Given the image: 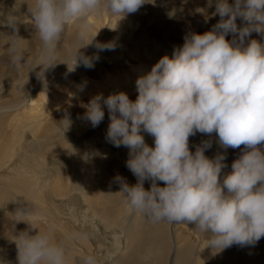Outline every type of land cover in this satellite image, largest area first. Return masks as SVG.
<instances>
[{"label": "clouds", "instance_id": "obj_1", "mask_svg": "<svg viewBox=\"0 0 264 264\" xmlns=\"http://www.w3.org/2000/svg\"><path fill=\"white\" fill-rule=\"evenodd\" d=\"M16 2L28 4L43 52L38 64L47 68L57 62L58 42L70 21L106 9L117 22L153 0ZM215 4L221 19L210 30L186 36L171 57L162 55L139 75L135 100L122 90L98 94L84 113L96 127L104 119L106 106L110 117L106 138L116 147L129 149L126 164L137 182L122 181L120 190L129 206L153 223L193 222L202 234L211 230L205 246L210 245L214 253L233 244L254 245L264 237V149L259 147L264 145V43L250 39L244 44L252 31L264 34V0H234L232 4L215 0ZM238 16L247 21L242 27L237 26ZM8 22L15 25L16 20ZM97 32L81 27L74 63H67L69 71L80 62L94 66L93 58L80 54L79 49L93 43ZM228 33L237 34L239 43L236 36L232 41L226 39ZM115 46L114 41H95L100 51ZM22 57L21 50L15 59ZM70 123V119L62 121L64 130ZM141 130L154 138V146L146 142ZM198 132L209 138L193 151L189 137ZM213 132L222 148L245 146L222 182L224 153L214 158L205 154L212 146ZM145 180L151 181L148 189ZM157 181H163V186ZM12 240L18 249L17 264H70L66 248L51 231L38 229L30 234L24 230ZM82 260L83 264H99L93 254H85Z\"/></svg>", "mask_w": 264, "mask_h": 264}, {"label": "bare ground", "instance_id": "obj_2", "mask_svg": "<svg viewBox=\"0 0 264 264\" xmlns=\"http://www.w3.org/2000/svg\"><path fill=\"white\" fill-rule=\"evenodd\" d=\"M29 1L31 0H28V3ZM166 1L168 2L169 0ZM20 5V9L22 10L28 7L26 2ZM150 5L151 4L149 3L145 7L143 6L138 12L148 13L149 8L151 7ZM99 14L101 15V13ZM241 19L242 18L240 17V20ZM113 21L114 27L117 30L125 28L123 22L119 23L121 20L116 22V19H114ZM124 23L126 26H131L134 22H131L130 24L129 22L124 21ZM240 24L243 25L242 23ZM85 27H87L91 33L95 29L91 25ZM180 28L181 27H175V36L179 38V41H184L185 38L179 36V32L182 31V28ZM19 32H21V30ZM101 33L102 29L98 30L93 42L98 39V35ZM182 35H184V33ZM262 35L263 36H261L260 39H257L264 43V34ZM22 36L23 37L14 33L10 38L4 37L0 41V56H2L0 58V63H5L4 61H9L11 58V62L9 63L10 69L0 70V84L3 85V89H0V160H4L5 158L6 160L8 159L7 161H4V165H0L2 168L0 171V206L6 207L7 209L17 206L15 199L11 201L9 198L12 194L14 195L15 189L27 193L28 196L19 198L18 202L21 205H26L29 200L32 199L37 203L35 215L32 217L36 223L29 220L27 221L31 222L42 231H51L56 240L54 229L49 226L47 227L50 221L53 222V224L59 229L63 238L68 241L70 247H79L82 249L81 252L77 250L75 252L72 251V254L67 250L71 258L70 264H83L82 258L85 254L95 255L99 264H210L208 260L193 263V256H195L196 247L195 239H199L195 238L194 234L189 231V229L179 226L173 227L172 232L175 251L174 256H169L170 248L173 244L170 239V228L166 225L165 221L153 223L136 210L135 214L130 213L132 215H127V211L132 208L129 204H125L127 202L126 197L120 191L122 188V181L129 185H134L137 182V177L126 164V161L129 158L128 148L122 152L121 158L114 159L113 157H109L110 154H118L116 147L108 141L106 143L102 142L101 144H98L96 140L97 135H95L89 127L84 126L82 123L84 115L82 116V112L77 110H74L73 114H70V112L68 114L66 113L64 117L59 116L62 113H59L58 115L54 113L53 116L56 117L59 126H43L36 122V120H40L53 109L56 111L58 106L62 103L61 100L64 101V97L62 99H57L56 91L53 90H50L47 93L36 91L28 98V100H23L18 97L19 94H24L29 86L35 85L30 81L33 78L28 74L27 70L28 64L31 63L30 61L32 57L35 56L34 42L31 44L25 40L26 38H24V35ZM8 43H14V49H8L6 47ZM73 48L74 46L72 49ZM21 50L23 51V57L20 61L15 59V57L20 54ZM67 50H64V48L56 49V66H60V60L68 57ZM144 52L146 53V51ZM165 52L167 53L168 51ZM126 59L127 58H125V60ZM148 61L149 60H147V62ZM15 62H17V66L15 65ZM142 62L136 65V67L132 66L134 67V71L145 73L150 70L149 66H147L150 63ZM70 65L71 64H69V66ZM64 69H68V66L63 69L62 66H60L55 72L57 74ZM117 71L119 72V70ZM39 77L41 80L40 83L46 81L50 83L56 82L53 73L42 74ZM124 80L126 81V79ZM10 82H12L13 85L19 83V85L17 88L13 85H5ZM72 84H75V82ZM21 87L23 88L22 90L18 89ZM7 88H10V90L8 93H5ZM74 90H76V88ZM50 93L52 97H50ZM58 93H60V91H58ZM12 96H15V98H12ZM48 98L51 99L49 103L46 102ZM10 106H12L11 110H16L18 113L16 114L15 121L12 120L11 125H5V122L9 118L7 115V108ZM26 110H29V112H26ZM77 116L78 118H76ZM65 119H70L71 121L70 127L66 130H64L62 124V121ZM20 127L29 129L28 132H30V135L34 140V144L30 149H17L9 144L11 138L15 139V134ZM58 127L62 129V132H60ZM92 127L93 126H91V129H93ZM106 132L107 128L104 131V134H106ZM202 134L203 133L198 132L193 137H195L196 141H199L202 138ZM147 143L154 146V138L151 135L149 137V142ZM107 145L111 146L109 147ZM25 155H30L35 162L26 165ZM80 155L83 156V158H81ZM49 162L54 164L55 175L53 177L48 175L46 180L52 186L58 199H66L65 208H68L67 212H64V210L59 207L58 203H50V194H47L46 192L49 191V188H46L45 180L40 176H38V180L41 184L39 185L37 183L35 185L34 183V186H36L39 191L35 192V195L29 192V189L32 186L31 179L33 176L31 167L38 169L39 171H46L45 165ZM14 174H16V176H10ZM117 177L121 179H117ZM157 183L161 186L164 184L163 181H157ZM150 185V180L144 181V187L146 189L150 188ZM72 195H79L81 203L83 204L80 209L75 212L73 211L74 208L72 207L71 202L68 201ZM38 208L41 209L40 212L38 211ZM54 212L58 213L60 217L59 219H53L55 216ZM8 220L9 216L3 215L0 211V264H17L18 249L17 245L12 240L13 235L24 230H28L30 234H35L38 229L36 230L32 228L28 222L29 226H23L26 225L25 222L23 225L5 224ZM42 221L45 224L44 226H42ZM79 224L82 225L81 228L79 227ZM101 229L111 234L110 237H107L112 240L111 243L106 240V236L102 235ZM262 243H264V237L254 245L242 246L233 244L222 251L225 253L233 252L237 255L236 257H211H217L219 259L218 264H227L229 262L234 264H263V256H258L260 249L264 251V247L261 248ZM7 246L8 249H6ZM14 249L16 251H14ZM206 251H212V247L207 248Z\"/></svg>", "mask_w": 264, "mask_h": 264}, {"label": "rangeland", "instance_id": "obj_3", "mask_svg": "<svg viewBox=\"0 0 264 264\" xmlns=\"http://www.w3.org/2000/svg\"><path fill=\"white\" fill-rule=\"evenodd\" d=\"M169 1L167 2L166 0H153V2L150 3L151 7L149 8L148 13H141L137 11L135 13L127 14L123 18L125 20L123 19L118 20V22L121 20L119 23L123 22V26H125L124 29L117 30L114 27L113 20L117 18L115 15L110 14L108 10L106 9H102L99 12L89 14L83 20L70 21L66 25L64 32L62 33L60 41L58 42V46H57V48H64V50L68 49L66 51L68 52V57L60 60L59 62V64H61L60 66H62V69L68 66L67 63L71 65L74 63V53L73 52H75L74 49H76L80 43L78 32L82 26H87V25L93 26L95 29L92 31V33L93 32L95 33L96 30L102 29V33L98 35V39L96 41H101V42L119 41V42H115L116 46L114 49H105L103 51H100L99 49L95 47V42L81 47L79 49V53L85 56L90 55L89 57L93 58L94 66L85 67L83 65V62L82 63L80 62L78 66L75 67L74 71H69V69H64L56 74L55 71L58 70L60 66H56V64H54L52 66H48L47 68H45L43 65L38 64L41 61L43 52H42V48L40 44L41 41L39 39L38 33L35 32V27H34V24L32 23V16L28 10V7L22 10L20 9L21 5L18 6V3L16 2V0H0V29H1L0 30L1 31L0 41L4 37L10 38L14 33H17L19 36L21 35V37H23L22 35H24V38H26L25 40H27L29 43L32 44L34 42L33 45L35 48V56L32 57L30 61L31 63L28 64L27 70H28V74H30L31 77L33 78L30 81L33 82L35 85L29 86L27 90H25L24 94L22 95L19 94L18 97L23 100H28V98L31 97L32 94L35 93L36 91L47 93L50 90L56 91L57 99H62L64 97V101L61 100L62 103L61 105L58 106L56 111L55 109H53L52 111H50L49 114L44 115L43 118H41L40 120H36V122H38L39 124L43 126H47V125L59 126V122L56 121V117L53 116V114L55 113L58 115L59 113L60 114L62 113L59 116L64 117L66 113L68 114L70 112V114H73L74 110L82 112L81 115L83 116L86 110L85 106L87 105V102L90 101L89 100L90 97L92 98L100 93H102L103 96H107L110 93H114V92H118L122 90L128 94L131 100H135L137 97L135 79H137V77L143 73L136 72L134 71L133 68L136 67V65H138L142 61H143L142 63H146L147 60H149L147 63H150L147 66L151 68L153 63H155L158 60V57L160 58L164 54L172 56L174 47L181 46L184 43V41H179L178 40L179 38L175 36L176 26L182 28V31L179 32L180 34L179 36L180 37L183 36V38H185L186 36L191 35L193 32L203 33L207 30L212 29L213 26L221 19L219 14L216 13L215 11V7H216L215 0H169ZM30 2L31 1H29V3ZM229 3L230 4L234 3V0H229ZM147 4L149 3H146L143 6L145 7ZM143 6H141V8ZM103 12L105 15L103 14ZM99 13H101V15ZM9 19L16 20L15 25L10 24L8 22ZM237 19H236V23L238 22L237 23L238 27H241L245 23H247V21L242 20L243 18L240 20L239 16L237 17ZM124 21L129 22L130 24L131 22L132 23L134 22V23L131 26H126ZM240 23H242L243 25H241ZM20 30L21 32H19ZM183 33L184 35H182ZM234 36H236V42L239 43L238 36L237 34H234V33H228L226 35V39L232 41ZM261 36H263L262 33L252 31L250 36L245 38L244 44L246 45L248 43L247 41H249L250 39H256L259 41ZM73 46L74 48L72 49ZM6 47L8 49H14L15 44L8 43ZM144 51H146V53ZM165 51H168V52L166 53ZM121 53L123 56L121 55ZM97 54L99 55L98 60L95 59V56ZM0 55H1V52H0ZM1 57L2 56H0V58ZM125 58L127 59L125 60ZM4 62L6 64L0 63L1 71L2 69L3 70L10 69L9 63L11 62V58L9 59V61H4ZM16 64L17 62H15V65ZM117 70H119V72ZM52 73H53L54 78L56 79V82L50 83L46 81L44 83H40L41 80L39 76H41L42 74H52ZM124 79H126V81ZM73 82H75V84H72ZM5 85L9 86L13 84L12 82H10L9 84H5ZM18 85L19 83H16L13 86L17 88ZM2 86L3 85L0 84V89H3ZM75 88L76 90H74ZM18 89L22 90L23 88L21 87ZM92 89L93 90L95 89V90L93 91ZM9 90L10 88H7L5 93H8ZM57 90L60 91V93H58ZM50 97H52L51 93H50ZM12 98H15V96H12ZM50 100L51 99L48 98L46 102L49 103ZM11 107L12 106L7 108V115L9 118L5 122V125H11L12 120L15 121L16 114L18 113L16 112V110H11ZM104 111H105L106 116H104L103 121L99 124V126L92 127L93 129H91L92 125L90 124L89 121H87L85 118L82 120V123L84 124V126L89 127V129L92 130L93 133H95V135H97L96 140L98 144H101L102 142L106 143L107 141L109 142V140L106 138V134H104V131L106 130V128H108V124H109L108 121L110 120L109 112L106 106H104ZM26 112H29V110H26ZM76 118H78V116ZM28 131L29 129L20 127L19 130L15 134L16 136L15 139L11 138V140H9V144L13 147H16L17 149H30L34 144V140L32 136L30 135V132ZM141 131L144 137L147 136L145 137L146 142H149L150 134L148 135V133L143 132V130ZM98 136H100L101 138ZM208 138H209V135L206 133L202 134V138L199 141H196L195 137L190 136L189 137L190 149L194 151L196 145L200 144L202 140L208 139ZM210 138L212 140V146L206 150L205 154L209 158H214L218 153H224L226 157L224 161L226 167L223 168L220 174V179L222 182L223 176L231 172L232 170L231 168L232 161L241 154L245 146L241 145L239 148L228 147L227 149H225L219 145L218 135L215 132L211 134ZM112 145L114 146L113 143ZM107 146L110 147L111 145H107ZM259 147L264 149V145H260ZM116 149L118 150V154H115V155L110 154L109 157H113L114 159L121 158L122 152L126 150L127 147L121 145L119 147H116ZM25 158H26L25 159L26 165H29L30 163L35 162L33 161L30 155H25ZM81 158H83V156H81ZM7 160L6 158L4 160H0V165H4V161H7ZM45 166H46L45 167L46 171H39L38 169L31 167L33 176L31 179L32 186L30 187L29 192L35 195V192L39 191V189L36 186H34V183L35 185L37 183L39 185L41 184L39 183V180H38V176H40L41 178L45 180L46 188H49L48 189L49 191H46V192L47 194H50V197H49L50 203H53V204L58 203L59 207L62 208L64 212H67L68 208H65L66 199H58L57 195L53 191L52 186L46 180V177L48 175H50L51 177L55 175L54 164L52 162H49ZM1 169L2 168L0 167V171ZM10 176H16V174L10 175ZM33 179H35L36 181ZM26 181H29V180H26ZM225 191L227 190L225 189ZM27 196H28L27 193L15 189L14 195L12 194V196H10L9 198L11 201L15 199L17 206L14 208H10V209L0 206L1 213L5 216H9V220L6 221L5 224L23 225L25 222L26 225H23V226H29L27 221L25 220L35 222V220H33L32 217H34L35 215V208H36L37 203L34 202L32 199H30L28 204L26 205H21L18 202L19 198L27 197ZM68 201L71 202L72 207L74 208L73 210L74 212L80 209V207L83 205L81 203V198L79 195H72L68 199ZM125 204H128V202H126ZM38 211L40 212L41 209L38 208ZM135 212H136L135 210L129 209L127 211L128 213L127 215H132L130 213L135 214ZM54 215L55 216L53 217V219L60 218L58 213H55ZM44 225L45 224L42 221V226ZM166 225L170 228L169 229L170 239L172 240V244H173L172 247L170 248L169 256H174L175 245L173 243L172 229L175 226L189 229V231H191L194 234V237L199 239V240L195 239L196 247H195V256H193L194 257L193 263L208 260L210 264H218L219 259L217 257H211V256H234V257L237 256L233 252L225 253L223 251H219V252L214 253L213 250L210 252L206 251L207 248L211 247L210 245L205 246V244L207 243L206 239L210 238V236L212 235L211 230H208L207 232L202 234L201 232L196 230V225L193 222H185V224L166 222ZM48 226L54 229L56 240L62 242L64 247L67 248L66 250L70 251V254H72V251L74 252L76 250L80 252L82 251V249L79 247H70L68 241H66V239L63 238V236L60 234L59 229L53 224V222L50 221L47 227ZM79 227L81 228L82 225L79 224ZM101 232H102V235L106 236V238L111 236V234L105 230L101 229ZM106 240L109 243L112 242V240L108 238ZM262 247H264V243H262L261 248ZM6 249H8V246ZM14 251L16 250L14 249ZM74 256H77V255H74ZM258 256H263L264 258V251L262 249H260V253L258 254ZM262 263L264 264V260ZM227 264H234V263L229 262Z\"/></svg>", "mask_w": 264, "mask_h": 264}]
</instances>
